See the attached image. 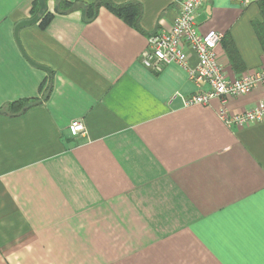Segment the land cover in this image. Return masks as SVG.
I'll list each match as a JSON object with an SVG mask.
<instances>
[{
  "label": "crops",
  "instance_id": "0c3cea01",
  "mask_svg": "<svg viewBox=\"0 0 264 264\" xmlns=\"http://www.w3.org/2000/svg\"><path fill=\"white\" fill-rule=\"evenodd\" d=\"M178 2L45 0L16 40L39 0H0V264H264V120L226 127L219 100L184 106L197 88L183 69L141 63ZM201 2L225 76L263 69L264 0Z\"/></svg>",
  "mask_w": 264,
  "mask_h": 264
},
{
  "label": "built area",
  "instance_id": "2783aa9c",
  "mask_svg": "<svg viewBox=\"0 0 264 264\" xmlns=\"http://www.w3.org/2000/svg\"><path fill=\"white\" fill-rule=\"evenodd\" d=\"M202 0H179L175 18L169 29L160 34H154L147 39V49L142 53V65L158 73L167 65H175L183 69L196 88V94L181 97L184 106L208 105L217 99L221 107L217 111L218 119L226 127H242L256 124L264 120V99L254 108L242 114H230L224 106L228 98L244 95L251 90L264 88V68L245 72L234 80H229L217 57V47L222 41L221 33L208 31L202 33L195 23L197 10ZM245 5V0H234ZM194 55L196 62L189 67V59ZM206 88V90H204ZM81 122L73 121L68 127L71 138L84 134Z\"/></svg>",
  "mask_w": 264,
  "mask_h": 264
},
{
  "label": "trees",
  "instance_id": "16d2710c",
  "mask_svg": "<svg viewBox=\"0 0 264 264\" xmlns=\"http://www.w3.org/2000/svg\"><path fill=\"white\" fill-rule=\"evenodd\" d=\"M45 1V0H44ZM60 6H64L66 9H68L69 10V5L67 4V3H63V2H60ZM129 7L128 6H122V7H115V9L116 10H118V11H121V12H123L124 14H126L127 16H130V14L128 15V13H127V9H128ZM56 13H58V14H61V12H60V10L58 9V10H56ZM45 15V14H44ZM134 15H138V11L137 12H133V16ZM261 16H262V19H263V23L261 24V27L264 29V10L263 11H261ZM50 16H49V14L48 15H46L44 18H43V22H42V24H41V28L42 27H44L45 26V24H44V22L45 23H47L49 20H50ZM257 26H259V25H257ZM257 26H255L256 27V29L259 31V32H261L260 31V29H258V27ZM29 102L28 101H25V102H20V107H17L16 108V110H14L13 109V114H17V113H19V112H21V110H23V109H26L28 106H29ZM12 108V107H11Z\"/></svg>",
  "mask_w": 264,
  "mask_h": 264
},
{
  "label": "water",
  "instance_id": "95a60500",
  "mask_svg": "<svg viewBox=\"0 0 264 264\" xmlns=\"http://www.w3.org/2000/svg\"><path fill=\"white\" fill-rule=\"evenodd\" d=\"M39 4H40V9H39V12L36 16H34L33 18H31L30 20H23V21H20L19 23L16 24L15 28H14V36H15V39L17 40V33L18 31L23 28V27H26V26H29V25H33L37 22V20L43 15V13L45 12V9H46V6H45V1L44 0H39ZM28 62L31 64V65H34L36 66L37 68H40L41 70L45 71V72H48V70L44 67H41V66H37L35 64H33L30 60H28Z\"/></svg>",
  "mask_w": 264,
  "mask_h": 264
}]
</instances>
